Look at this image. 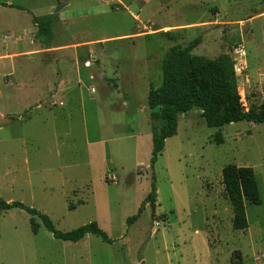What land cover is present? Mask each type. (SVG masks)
Masks as SVG:
<instances>
[{"label":"rangeland","instance_id":"374dc122","mask_svg":"<svg viewBox=\"0 0 264 264\" xmlns=\"http://www.w3.org/2000/svg\"><path fill=\"white\" fill-rule=\"evenodd\" d=\"M68 1L0 0V199L61 232L97 222L114 243L59 241L38 218L34 234L29 214L0 211V264H264V125L212 129L194 109L153 172L148 101L169 51L201 39L190 70L226 60L244 107L264 110V0ZM47 16L51 49L35 38ZM229 165L254 169L260 189L245 231L233 228ZM153 174L156 202L128 224Z\"/></svg>","mask_w":264,"mask_h":264},{"label":"trees","instance_id":"16d2710c","mask_svg":"<svg viewBox=\"0 0 264 264\" xmlns=\"http://www.w3.org/2000/svg\"><path fill=\"white\" fill-rule=\"evenodd\" d=\"M1 5V4H0ZM5 6V5H3ZM13 8L23 10L21 7ZM38 31L35 36L44 49H51L55 40L53 16L34 18ZM201 44L196 39L189 45H179L172 48L163 62V84L158 90L152 88L149 93V109L154 121L153 150L150 160V170L154 172L159 157L164 152L168 139L177 135L179 116L194 109L203 113V118L209 128L221 129L233 124L250 122L264 125V110H247L237 91V80L234 70L226 60H210L205 65L195 66L192 51ZM224 143L221 134L216 136V144ZM153 174L152 191L144 200L138 214L128 220L135 223L143 213L148 203H155L157 188ZM223 184L226 197L233 210V228L236 231L248 229L246 201L260 206L262 198L254 169L229 165L223 169ZM19 209L29 214L32 219V231L38 233L41 225L59 241L78 243L88 235H94L107 244L114 241L103 231L97 222L82 226L71 232H61L56 229L52 219L36 209L23 203H8L0 199V211ZM236 264V263H233Z\"/></svg>","mask_w":264,"mask_h":264},{"label":"crops","instance_id":"0c3cea01","mask_svg":"<svg viewBox=\"0 0 264 264\" xmlns=\"http://www.w3.org/2000/svg\"><path fill=\"white\" fill-rule=\"evenodd\" d=\"M73 4H74V0H70V1H68V2H66V3H64V7L66 8V9H70L72 6H73ZM85 17V16H84ZM83 17V18H84ZM69 20H71V19H69Z\"/></svg>","mask_w":264,"mask_h":264},{"label":"water","instance_id":"95a60500","mask_svg":"<svg viewBox=\"0 0 264 264\" xmlns=\"http://www.w3.org/2000/svg\"><path fill=\"white\" fill-rule=\"evenodd\" d=\"M62 7H57L56 10H55V13H58L60 10H61ZM17 117H20V116H17ZM152 208H153V215L155 214V205H152Z\"/></svg>","mask_w":264,"mask_h":264}]
</instances>
